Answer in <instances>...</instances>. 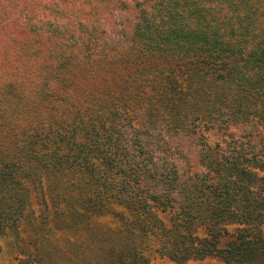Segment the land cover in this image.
Returning a JSON list of instances; mask_svg holds the SVG:
<instances>
[{
  "label": "trees",
  "instance_id": "1",
  "mask_svg": "<svg viewBox=\"0 0 264 264\" xmlns=\"http://www.w3.org/2000/svg\"><path fill=\"white\" fill-rule=\"evenodd\" d=\"M120 1L130 47L6 46L0 264H264V0Z\"/></svg>",
  "mask_w": 264,
  "mask_h": 264
},
{
  "label": "rangeland",
  "instance_id": "2",
  "mask_svg": "<svg viewBox=\"0 0 264 264\" xmlns=\"http://www.w3.org/2000/svg\"><path fill=\"white\" fill-rule=\"evenodd\" d=\"M132 1L134 0H129L130 3ZM85 3V0H0L1 65L11 69L14 67L17 70L23 67L21 61H15L6 56L5 49L10 40L20 43L22 39L25 40L26 36L45 37L47 43L45 46L48 52H54L53 48L65 49L66 46L79 47L81 45H88L90 49H94V44L97 46L107 44L116 48L124 41H127L129 47L131 46L128 39L133 34V23L136 16V9L134 5H131L132 3L128 10L123 8L120 0H91V3ZM89 30L94 34L88 42H84L85 32ZM94 30L96 33L93 32ZM77 38L78 43L75 45L73 41L75 42ZM20 49L25 55H29L30 50L27 46H19L18 50ZM31 64L32 62L28 65ZM34 69L35 65L30 71ZM22 74L23 72L18 71L17 76ZM187 155L192 161V170L200 171L201 167L195 150ZM185 159L184 161H175L182 170H187V165L190 163L188 158ZM2 248H4L3 252L9 249L5 240L0 244V250ZM150 249L151 264H225L219 258L177 263L157 252V245L153 241H150ZM7 256H4L5 260L4 262L1 260V264H13L12 260L6 262Z\"/></svg>",
  "mask_w": 264,
  "mask_h": 264
}]
</instances>
